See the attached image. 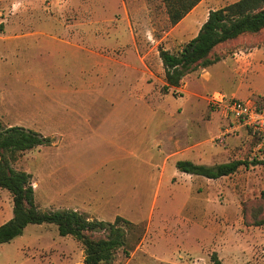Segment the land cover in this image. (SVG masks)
<instances>
[{
	"label": "rangeland",
	"instance_id": "rangeland-1",
	"mask_svg": "<svg viewBox=\"0 0 264 264\" xmlns=\"http://www.w3.org/2000/svg\"><path fill=\"white\" fill-rule=\"evenodd\" d=\"M236 1L202 0L172 25L164 0H0V120L51 139L13 166L32 174L43 211L135 224L129 253L102 264H213V253L224 264H264V164L216 179L176 167L264 160L260 135L232 127L210 102L216 91L262 102L264 29L217 46L211 57L220 60L187 74L176 92L162 89L159 48L178 52L210 10ZM69 48L84 54L75 60ZM80 68L84 83H75ZM12 216V195L0 187V225ZM84 257L54 223L29 224L0 244V264Z\"/></svg>",
	"mask_w": 264,
	"mask_h": 264
},
{
	"label": "trees",
	"instance_id": "trees-1",
	"mask_svg": "<svg viewBox=\"0 0 264 264\" xmlns=\"http://www.w3.org/2000/svg\"><path fill=\"white\" fill-rule=\"evenodd\" d=\"M202 0H164L172 25L181 21ZM264 29V0H238L224 7L209 11L197 35L188 40L178 52L159 48V56L165 71L163 91L181 87L184 77L198 67H209L220 58H212L214 49L222 43L239 36L255 34ZM4 23H0V33ZM51 139L36 130L21 125L5 126L0 120V187L10 191L13 198V216L0 225V244L7 243L22 235L29 224L54 223L61 236L72 235L84 246V261L79 264H102L111 262L121 248L126 253L128 235L135 224L117 216L108 222L75 209L43 211L35 200L32 174L16 169L13 163L21 153L41 145L50 144ZM264 164L257 158L234 159L216 165L178 160L176 167L189 174L207 178H220L235 173L241 166ZM105 230L106 236L95 237L93 231ZM213 264H224L216 253Z\"/></svg>",
	"mask_w": 264,
	"mask_h": 264
},
{
	"label": "built area",
	"instance_id": "built-area-1",
	"mask_svg": "<svg viewBox=\"0 0 264 264\" xmlns=\"http://www.w3.org/2000/svg\"><path fill=\"white\" fill-rule=\"evenodd\" d=\"M210 102L226 118L231 119L232 127H251L264 142V99L258 103L256 100L239 99L216 91L211 95Z\"/></svg>",
	"mask_w": 264,
	"mask_h": 264
},
{
	"label": "crops",
	"instance_id": "crops-1",
	"mask_svg": "<svg viewBox=\"0 0 264 264\" xmlns=\"http://www.w3.org/2000/svg\"><path fill=\"white\" fill-rule=\"evenodd\" d=\"M201 2H202V1H201ZM199 4H200V3H199ZM199 4H198V5H199ZM198 5H197V6H198ZM194 8H195V7H194ZM194 8H193V9H194ZM193 9H192V10H193ZM192 10H191V11H192ZM191 11H190V12H191ZM190 12H189V13H190ZM189 13H188V14H189ZM186 16H187V15H186ZM186 16H185V17H186ZM67 35H68V36H71V37L73 36L71 33H68ZM67 35L64 34L63 36H59V37H58V36H57V37L55 36V38H56V40H66V39L70 38V37H66ZM73 37L75 38V36H73ZM80 38L82 39V38H84V37H82V35H81ZM233 40H234V39H233ZM54 44H56V45H57V44L65 45L64 43L59 42V41H58V42L56 41ZM68 50H69L70 52L73 53V56L75 57V60L78 58V56H81V55L84 54V50H83L82 48H78V49L69 48ZM81 67H82V66H81ZM80 69H81V70H80ZM80 69H77V70H79V71H76V72H75V78H76L75 83H84V78H83L84 71L82 70L83 68H80ZM96 71H97V70H96ZM113 72H115V71L112 70V74H113V75H111V78H113V80L115 81V79H114V73H113ZM96 73H97V72H96ZM96 73H94L95 76H96ZM92 74H93V72H92ZM102 83H103V82H102ZM112 84L115 85L116 83H112ZM84 119H85L86 121H90V117H88V115H86V114H85V116H84Z\"/></svg>",
	"mask_w": 264,
	"mask_h": 264
}]
</instances>
